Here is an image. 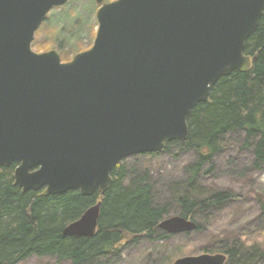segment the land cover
I'll return each mask as SVG.
<instances>
[{
  "label": "water",
  "instance_id": "1",
  "mask_svg": "<svg viewBox=\"0 0 264 264\" xmlns=\"http://www.w3.org/2000/svg\"><path fill=\"white\" fill-rule=\"evenodd\" d=\"M70 0H0V168L17 162L15 185L45 196L104 194L126 157L162 152L189 136L188 117L217 82L248 72L247 39L264 0H95L93 45L63 61L32 44L48 13ZM101 201L64 228L94 236ZM163 219L168 233L197 229ZM228 255L172 264H225Z\"/></svg>",
  "mask_w": 264,
  "mask_h": 264
},
{
  "label": "trees",
  "instance_id": "2",
  "mask_svg": "<svg viewBox=\"0 0 264 264\" xmlns=\"http://www.w3.org/2000/svg\"><path fill=\"white\" fill-rule=\"evenodd\" d=\"M40 46L49 48L46 44ZM245 53L256 57L251 69L222 77L208 99L189 115L187 140L172 141L163 150L177 144L198 153L196 162L188 167L187 182L176 196L182 216L194 218L209 208L222 206L232 197L222 190L202 197L195 187L206 166L209 172L214 169L213 157L224 148L227 135L242 133L243 147L251 148L258 161L264 159V15L255 33L247 39ZM17 166L14 162L0 168V264H17L32 255L53 257L54 264H99L108 256H118L124 243L141 236L153 238L159 232V223L169 213L167 205L154 204L152 185L146 175L125 182L127 171L121 162L112 170L111 188L93 196H84L79 190L48 196L43 190L23 192L15 185ZM99 200L95 235H65L64 228ZM197 224V230L201 229ZM157 235L164 239L167 232ZM253 245L248 248L242 238L241 242L234 241L218 251L228 255L225 264H264V249Z\"/></svg>",
  "mask_w": 264,
  "mask_h": 264
},
{
  "label": "rangeland",
  "instance_id": "3",
  "mask_svg": "<svg viewBox=\"0 0 264 264\" xmlns=\"http://www.w3.org/2000/svg\"><path fill=\"white\" fill-rule=\"evenodd\" d=\"M113 1V0H107ZM95 0H70L53 8L35 34L32 47L37 52L59 51L63 61L89 49L94 42L98 22ZM46 44L49 48L40 45ZM77 52V53H78ZM66 59V60H64ZM243 134H229L224 148L213 157L214 169L200 172L195 187L205 197L213 191H227L232 197L218 208L198 213L193 220L201 229L168 233L159 239L141 236L124 243L118 256H108L99 264H172L176 259L219 253L234 241L246 240L264 249V159L258 161L251 148L243 147ZM198 153L173 145L159 154H136L121 161L126 167V183L144 175L152 185L155 205L169 207L166 218L182 216L176 196L188 180V167L196 162ZM254 246V245H253ZM210 252H209V251ZM48 256L32 255L17 264H54Z\"/></svg>",
  "mask_w": 264,
  "mask_h": 264
}]
</instances>
